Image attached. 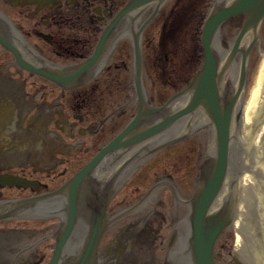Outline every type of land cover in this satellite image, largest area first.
<instances>
[{
    "label": "flooded vegetation",
    "instance_id": "af4514ba",
    "mask_svg": "<svg viewBox=\"0 0 264 264\" xmlns=\"http://www.w3.org/2000/svg\"><path fill=\"white\" fill-rule=\"evenodd\" d=\"M128 1L0 0V32L7 39L18 42L21 45L20 50L23 58L26 57L35 64L38 63L34 57L35 55L52 63L77 64L93 53L100 34L118 17ZM165 4V0L159 5L155 1L148 2L131 10L120 19L113 30V41L107 50L103 69L112 67L111 56L116 54L129 56L133 53V38L136 30L145 19L153 14L143 29L141 39L144 52H147V55L155 54L156 50L154 48L151 53L148 52L151 49L153 35L156 31L155 19L159 17L164 24L168 21L166 12L162 11ZM114 66L125 69L130 67L132 70V65L130 66L125 60L121 64H114ZM25 72L30 73L25 67L16 62L11 51L4 49L0 44V169L17 167L20 168V174L22 175L32 178H38L35 175L49 177L51 175L49 169H52V165H45L44 168L48 169L46 170L37 163L32 165L25 162V160H18L20 157L25 159V155H20L25 154V121L31 117L30 111L33 109L29 108L25 113ZM97 75L88 77L82 84L68 90L44 78H42V81L29 78L26 85L38 88L39 97L37 100L41 98L40 95L46 89L44 83L48 84V93L51 91L54 94L62 93L64 95L69 91L73 96L64 101L69 103L71 109V111H67V118L72 117L74 121L68 124V128L71 131L77 130L79 124L86 123L88 127H92L90 134L93 140L95 133L97 135L98 133L106 134L114 131L118 121L116 120L117 115L125 114L127 110L126 107L119 110L120 100H100L99 103L97 100H93L90 95H93V90L99 87L100 83L95 80L98 79ZM83 88L88 89L85 95L77 94L75 96L73 94L74 90ZM55 100H61V97H56ZM59 106L62 107L63 104ZM65 111L66 108L64 107ZM101 130L102 132H99ZM66 131L68 130L66 129ZM87 132L84 131L82 136L86 135ZM202 135V129L196 134L193 133V136ZM202 141V138H197L198 144ZM20 147L22 148L21 151ZM11 148H16L15 152L12 153ZM86 153L87 149L85 150ZM203 155L200 156V162ZM69 165H72V161L69 162ZM69 165L64 166L60 171L62 175L66 174L68 167L72 168ZM187 173V171L181 170L182 182L189 180ZM55 178V176L51 177V182L55 183ZM51 182L49 184H52ZM188 184H190V181L184 187L180 182L177 183L181 195H185L183 189L189 187ZM1 189L3 195H20V189L15 187L4 186ZM120 205L121 201L112 198L108 205L109 214L112 215L118 212ZM176 208L179 216V227H185L188 205L176 202ZM3 227H7V225H0V264H15L10 253L19 240L18 237L7 232V229ZM116 234V231H113L110 235L109 233L105 234L102 241L103 255L99 261L100 264H133L135 262L149 264V258L153 260L155 257L157 260L156 255L159 253V249L165 252L162 241L146 242L145 246L138 248H132L131 242L122 245L116 240L109 241V238ZM158 243H160V248L157 247Z\"/></svg>",
    "mask_w": 264,
    "mask_h": 264
},
{
    "label": "rangeland",
    "instance_id": "374dc122",
    "mask_svg": "<svg viewBox=\"0 0 264 264\" xmlns=\"http://www.w3.org/2000/svg\"><path fill=\"white\" fill-rule=\"evenodd\" d=\"M188 10H189V21H188V34L186 36H180L178 39L171 40L170 44L172 47V65L173 73L179 76L175 79L176 82L181 81V77H185L189 69H193L198 65L199 62L193 61V46H196L195 49H200V31L199 28L202 25V18L207 12L210 4L213 0H187ZM197 28V29H196ZM192 30V33H191ZM197 30L199 35L197 34ZM262 38L260 42L254 44L248 65V76L246 84V92L244 97V105L249 101L252 88L256 83L257 79V70L258 63L264 52V22L262 25ZM193 35V36H192ZM155 73L154 71H152ZM153 86L151 87L152 91H156L159 94L165 89V83L161 82L158 75L154 74ZM29 89L28 94L25 92V105L31 107L36 101L35 111L38 114L37 118L33 120L32 126L30 128L25 127V159L20 158L19 160H25L26 162L38 163L42 159L45 160L44 165L56 163L55 159L58 157L50 156L53 152H61V149L67 147L72 149V145H65L62 136L54 128V124L60 125V120H62L63 112L58 108L54 100H46L45 97H41L37 100V88H27ZM104 88H102L103 90ZM48 96H55L54 93L49 94L47 89H45ZM26 96H28L26 98ZM163 97V95H161ZM42 100H45L42 101ZM158 101V100H157ZM57 112H60L61 115H58ZM244 117H241L237 131L239 133L238 137L242 139L241 146H239L238 159L246 165L241 169L240 178V205L243 209L244 216H240V221L243 225V236L244 248L241 253V257L247 262V264H264V232L262 230V220L259 215L260 208L259 206V196L264 197V138L257 139V133L259 132L261 126L264 127V122L259 124L257 131L247 130V125ZM64 119V118H63ZM55 131L57 133L51 135L50 133ZM43 138V143L40 148L37 146V138ZM251 142L253 143L251 145ZM251 145V146H250ZM21 151V147L19 148ZM53 151L50 153V151ZM50 153V154H48ZM260 196V197H261ZM140 221H135V225L139 224ZM28 231L25 232V259L29 258L28 264H34L35 261H38L39 254L43 250H49L45 245H40L35 249H29L28 245L38 237V232ZM238 232L234 228L230 232L224 235L219 243H224L228 247L222 250H219V253L222 254L220 262L226 261L230 258L231 254H226L227 250L231 251V248H236ZM43 247V248H42ZM221 247V246H220ZM41 253V254H42Z\"/></svg>",
    "mask_w": 264,
    "mask_h": 264
},
{
    "label": "water",
    "instance_id": "95a60500",
    "mask_svg": "<svg viewBox=\"0 0 264 264\" xmlns=\"http://www.w3.org/2000/svg\"><path fill=\"white\" fill-rule=\"evenodd\" d=\"M263 4V5H262ZM245 10L249 15L250 25L255 27L256 19L252 21L253 16L257 18L260 17V14L264 10V0H241V2L232 4L228 7H221L216 13H214L207 21L203 36L204 48L206 52V60L203 69L197 74L194 82L191 86L194 85L196 91V100H193L192 103H205L207 104L210 100H214L213 88H214V76L216 74V69L212 61V53L210 48V37L214 29L217 27L219 22L225 18L226 16L240 11ZM257 14H254L257 12ZM245 26L243 30L246 28ZM139 72V70H137ZM137 72V74H138ZM245 78V64L244 62L241 65L240 70V79H239V87L238 91L241 89L244 83ZM139 79L137 78V82ZM138 89H140L138 83ZM204 91V94L202 92ZM198 92V93H197ZM211 103V101H210ZM208 105V104H207ZM213 107V114L216 119L217 128H218V163L214 171L209 170L205 174V189L200 194V198H198L199 194L196 195L194 199V211H193V236L191 238L192 250L195 255L196 264H213L211 258V249L215 236L217 233L224 227L227 219L225 217L220 218H206L204 217V211L207 210L208 204L211 201L212 197L215 195L216 189L218 188L223 172L225 171L227 164V146H228V126H229V109L223 115L220 113L218 107L216 106V102L211 103ZM133 124V123H132ZM131 124V125H132ZM123 135H121L116 141L111 145H118L119 140ZM108 147L106 150L101 151L100 154L94 158L93 161L102 156L105 152H107L112 147ZM91 163V165H92ZM91 165L88 167L90 168ZM94 165V164H93ZM87 168V169H88ZM212 171V172H211ZM73 216H75V207L72 206L70 208V221L68 222V228L73 223ZM94 222V221H93ZM98 223H93V225H97ZM98 228H93V230L88 235L86 242L81 249V252L78 256V259L71 264H93L95 257V250L98 243ZM62 241L60 240V244L56 248L54 255L49 264H57V258L60 253V246L62 245Z\"/></svg>",
    "mask_w": 264,
    "mask_h": 264
},
{
    "label": "bare ground",
    "instance_id": "6f19581e",
    "mask_svg": "<svg viewBox=\"0 0 264 264\" xmlns=\"http://www.w3.org/2000/svg\"><path fill=\"white\" fill-rule=\"evenodd\" d=\"M245 43L248 41V37L244 38ZM237 72L231 73L228 77V83H230L231 89H236L237 87ZM239 100H243V92L241 93V96L239 97ZM238 112L242 114L243 119L246 122L247 130L251 131H257L259 128V124L261 122H264V53L262 55V58L260 60V64L258 66L257 70V79L256 83L252 88V94L249 99V101L243 105V102L238 105ZM264 138V127L261 126L259 132L257 133V140ZM253 143L251 142V145ZM250 145V146H251ZM261 196V195H260ZM259 196V206L260 212L259 215L262 220V230L264 232V197ZM239 217L237 222L240 223L239 226L237 224V231H238V244H237V253L241 251L242 246H240V243L244 245V241L241 239V236H243V225L241 224L240 215L244 214V211L242 208H239ZM183 263L184 264H192L191 257H190V246L189 243H185L183 245Z\"/></svg>",
    "mask_w": 264,
    "mask_h": 264
}]
</instances>
